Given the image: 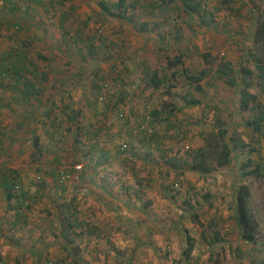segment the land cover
<instances>
[{
    "label": "rangeland",
    "instance_id": "1",
    "mask_svg": "<svg viewBox=\"0 0 264 264\" xmlns=\"http://www.w3.org/2000/svg\"><path fill=\"white\" fill-rule=\"evenodd\" d=\"M134 1L125 0L124 18L115 19L102 11L99 2L108 7L116 0H58L55 7L72 6L77 11L63 27L57 20L56 25L47 27V41L35 45L38 50L31 52L33 59L37 53L44 57L52 72L53 77L45 78L43 84L53 82L60 89L50 92L57 101L52 107L29 111L34 120L36 114L41 116L44 123L40 126L51 129L49 123L54 125L51 143L58 153L50 190L55 188L58 194L49 196L48 191H41L36 173L24 186L20 167L31 168L29 164L37 158L20 154L14 145L1 166L13 171L19 199L22 204L27 202L29 209L24 208L23 214L26 225H22L28 226L34 219L41 222L51 235L43 240L56 242L54 254L65 263L73 258L79 264H123L130 257L129 264H264V77L256 78L249 58L254 51L251 34L255 17L249 11L250 0H190V5L199 9L197 15L186 14L178 0L163 4ZM251 1L264 12V0ZM40 23L44 25V19ZM2 35L0 22V53ZM60 41L59 54L48 53ZM175 59H180V64L168 68L167 61L174 63ZM223 64L234 69L238 78L240 68L252 71L251 77L245 78L247 91L254 96L249 110L238 108L237 88L216 78ZM144 68L159 76L185 71L196 78L187 85L184 75L176 74L152 90L144 86ZM28 81L34 83L33 79ZM4 83L13 82L4 79ZM64 89H68L67 95ZM1 91L9 104L8 93ZM50 93L42 97H50ZM15 95L10 96L17 99ZM183 98L198 105L182 106ZM165 103L172 110L167 118L160 115L155 121L153 111L159 113ZM17 104L16 100L0 108L1 136L10 135L9 126L17 133L32 130L31 123L17 127L12 121L21 110L28 112ZM66 118H73L74 124L66 123ZM76 128L79 133L74 138L71 134L73 130L76 134ZM217 128L225 132L227 145L235 146L229 163L214 169V163L208 161L212 167L209 175L191 173L187 168L191 154L214 138ZM28 141L31 147L32 138ZM102 152L107 157L102 158ZM171 160L177 163L174 170L169 168ZM182 163L186 164L181 167ZM76 165L80 170H73ZM255 167L256 174L240 176ZM59 171L71 176L61 186L56 183ZM239 185L248 188L247 206L257 225L252 242L239 239L234 210ZM9 201L15 209L17 198L12 195ZM195 212L199 226L190 220ZM77 213L81 220L92 217L90 222L99 223L92 228L96 231L77 236L70 233L63 217ZM147 219H151L150 225L145 224ZM61 233H67L66 242ZM2 235L0 239L7 244L13 245L17 239ZM184 236L193 242L185 256ZM32 239L31 245L38 243L37 238ZM56 257L42 264H56L60 259Z\"/></svg>",
    "mask_w": 264,
    "mask_h": 264
},
{
    "label": "crops",
    "instance_id": "2",
    "mask_svg": "<svg viewBox=\"0 0 264 264\" xmlns=\"http://www.w3.org/2000/svg\"><path fill=\"white\" fill-rule=\"evenodd\" d=\"M48 1L45 4L40 5L35 0H0V7H2L1 10H3V12L0 13V22L2 23L3 34V46H1L3 49L0 54H2V56H4L5 58L7 56H10L9 59H7L8 57L6 58L9 63L12 62V60L15 58L11 54H17L16 52H14L17 48V45L21 44L24 41H28V43L31 44L30 47L33 48V50L31 51L30 49L27 54L30 60H32L33 58L31 52L38 50L36 48L37 44L43 45L44 42L47 41L46 37L44 38L47 27L49 29L53 25H56L55 20H57V24L59 26L62 25L63 27L68 23L67 18H69L72 13L77 11L76 7L69 6L59 8L55 7L56 3L54 5V2L48 3ZM53 15L54 17H51ZM43 19L45 22L44 25L40 23L41 20L43 21ZM38 25H41L40 29L36 27ZM17 27L19 32L14 33V29L16 30ZM62 44L63 43L60 41L56 47L48 50V53L52 52L54 54H59L58 52H60L62 48L60 47V45ZM40 50L41 49H39V51ZM38 56H40L38 53L34 56V68H26L27 71L25 70V76L27 80L33 79L34 81L32 85H26L25 83H22V85H16L12 83V85H8V89L3 88V90L8 93V95L6 96L9 97L10 102L12 101V103L15 104L17 100L18 107L22 108L24 111H28L27 113H24L21 110L17 117V120L16 117L13 116L14 119L12 118V121H16L17 126H19V123L20 125L31 123L33 127L32 130H28V132H24L23 128H21L23 131L20 130L17 133L14 128L12 129L9 126L8 130L10 133V137H8V133L0 137V172L8 170V168H5L6 170H4V167H2L3 165L1 166V160H3L4 155L7 156L11 148L13 149L14 145H18V148L21 151L20 154L23 153L26 156H35L37 158L36 161L33 162V164H29L33 165L31 168H27L26 166L20 167V170L22 172V179L24 183L26 182L24 186L27 187V181H31L33 174L36 173L41 184L40 190H44V192L46 190L48 191L46 195L48 194L49 196H52L58 194L56 193L57 189L54 188V190H50V188L54 184L57 169L55 156L57 155L58 150L57 147H53L51 143L55 135V128L53 123H49L51 125V129H47L46 126H40L44 123L41 122V116L36 114L38 122H40L37 123V119H32L31 116L34 117V115L29 111L31 109H35L36 107H39L42 110L47 107H52L54 105L53 103H55L56 101V99H53L52 93H57L60 89H57V85L53 86V82L47 85L43 84L42 77L48 80V77L52 76V72L47 66V60L42 62L37 58ZM37 78H40L41 81H37ZM8 80L11 81L10 79ZM52 80L55 81L56 79L53 78ZM62 92H66L65 95H67L68 89H64ZM12 93L16 94L15 96H17V99H12L13 97L10 96ZM43 93H50L51 96L42 97ZM10 102L8 104L9 106L12 105V103ZM26 117L29 119H27ZM86 131L87 130L84 127L83 133L86 134ZM74 133L75 132L73 130L71 136H73ZM80 136L81 135L79 134V137ZM28 138H32L31 147L29 146L30 141H28ZM34 142L35 145L33 144ZM23 150L25 151V153ZM7 165L8 164H6V166ZM72 195L74 194L70 195L74 201ZM72 199L69 200L72 201ZM25 205H27V202L23 203L22 207ZM22 209L23 212L19 214V217L21 216L22 218L21 220L19 219V217L17 218L13 214L12 204L4 195V193L0 191V233H2L3 235L9 234V236L17 238H9L13 239V245L7 244L5 240L0 239V264H42L43 262H49L50 258H53V255L55 257L57 256L53 251L54 249H56V242H54V245L51 241L49 242L48 239L45 241L43 240V238L45 237L50 239L49 236L51 235L48 234L46 228H43L41 222H38L37 219L30 221V224L33 222L31 224L33 225L31 228L30 224L28 226H23L26 225V222L23 218L24 207ZM28 209L26 208L25 210ZM75 216L76 219L73 220L72 229L78 235H83L86 233V231L88 232V234L96 231L95 228H92L94 226L97 227L99 223L90 222L89 220H93L92 217H89V219L87 220H81L78 217V213ZM35 227H40L41 229H35ZM22 228L24 229L21 230ZM25 228L28 229L26 230ZM33 237L37 238L38 243L31 245L30 242L33 241ZM53 238L51 240H54ZM40 239L42 242L40 241ZM21 242H23V244ZM68 243H71V241H69ZM73 248L75 250L78 249L77 246H74ZM31 257H34V259H31ZM56 258L61 259V256H59L58 254ZM67 264H79V260L71 258L70 262H67Z\"/></svg>",
    "mask_w": 264,
    "mask_h": 264
},
{
    "label": "trees",
    "instance_id": "3",
    "mask_svg": "<svg viewBox=\"0 0 264 264\" xmlns=\"http://www.w3.org/2000/svg\"><path fill=\"white\" fill-rule=\"evenodd\" d=\"M35 1L40 5H43V2H44L42 0H35ZM135 1H134V4H135ZM156 1H159L161 4L165 2V0H156ZM189 1L190 0H178V2H180V5L184 7L186 14L197 15L199 9H196L195 7L191 6ZM49 2H54V4L56 3L59 5L58 0H49L48 3ZM166 2L169 3L170 0H167ZM124 3H125V0H116L115 4H111L108 7H104V3L99 2V6L102 8V11L108 16L115 18V19H123L124 15L126 14L125 13L126 7H123ZM153 4L157 6L155 2H153ZM249 4H250L249 11L255 15L253 19V31L251 34V44L253 46L252 50L254 51L253 53H249V58H251L252 60L253 70L256 71V78H260V77L263 78L264 77V12L260 10V7L253 4L251 0L249 1ZM110 8L116 9L117 12L115 14L111 13L109 11ZM60 26L62 27V25ZM30 45L31 44L28 43V41H25L19 44L18 47L14 51L17 54H14V55L11 54L15 58L10 63L7 60L9 59L10 56H7L8 58L6 57L7 58L6 59L4 56H2V54H0V89H3L1 87H7L8 89V85L4 83V79H6L7 81H9L8 79H10L16 85H18V82L20 81H22L23 84L25 83L26 85H29V84L32 85L31 83H29V81L27 80L25 76L26 75L25 70L27 71L26 68H34L33 61L30 60L29 56L27 55L28 51L31 49ZM37 58L41 60L42 62L46 60L44 57H41V56H38ZM82 58L83 57H81V59ZM175 60L176 61L174 63L167 61V67L171 68L173 65L178 64V62L180 64V61H181L180 59L178 61L177 59ZM237 72L240 73L241 77L239 76L238 78L237 77L238 75L235 73L234 69H232L229 65L223 64L220 67V69L216 71V78L219 81H223L227 86L237 88V93H238V100H237L238 105L237 106L241 111H247L250 109V104H253L254 102V96L247 91V89L249 88V85L247 84V82H245L246 81L245 78L247 79L250 78L252 71L240 68ZM176 74L178 75L183 74L184 76L182 77H184V80H186L187 85H189L188 83L191 84L195 82L196 77L188 76L187 72L185 71H182L180 73L172 72L170 73L169 76H167L166 74L159 76L156 71L150 70L148 68H144V70L142 71V76L144 78V86L149 87L152 90H157L169 80V77L175 78ZM199 75L203 77V73H199ZM44 80L45 78L42 77V81ZM39 81H41L40 78H39ZM98 92L99 91H96V93ZM25 94H26V91H25ZM4 101L5 100L2 99V91H1L0 92V108H3L8 105V102H4ZM182 104H183L182 106H185V107H193V106L198 105V102L192 99L185 100L183 98ZM169 107H170V104L165 103L161 105L160 109L162 110H159V113L153 111L152 114H154L155 116L154 118L155 121L157 120V118L160 117V115H163L164 116L163 118H167V115H169V112L173 108L172 107L170 109ZM65 122L66 123L72 122L74 124V119L66 118ZM255 122L258 124V121H255ZM256 123H253V126L257 129ZM19 126L21 125L19 124ZM78 133H79V128L78 129L76 128V134L74 133L73 135L74 138H76ZM0 137H2L1 133H0ZM141 142L144 144L143 141ZM33 144L35 145V142ZM234 148H235L234 145H232L230 148L225 142V132L223 131V129L217 128V130L214 132V138H211L209 141H205L204 146L195 150L191 154V159H190L189 165L187 166L188 171L198 176L209 175L212 172V167L207 162L210 161L214 163V169L225 167L230 161L231 153ZM101 156L102 158H105L106 152H102ZM185 164L186 163H182L181 167ZM248 164H249V161L243 164V166L247 167ZM169 168L172 170L176 169L177 163H175L174 160H171L169 163ZM256 171H257V168L255 167L253 170L244 172L240 176L248 177V176L256 174ZM15 179H16V176L13 173V171L6 170V171L0 172V191H2L8 199H10L11 197V194L9 193V191ZM248 198H249V191H248L247 186L239 185L235 191V198H234L235 209L234 210H235V221H236V225L238 227V232H239V239L244 242H252L254 240V234L256 232V227H257L256 222L254 221V219L252 218L248 210V206H247ZM27 206L28 205H25L24 208L28 209ZM17 210L19 212H17ZM21 210H22V203H18L15 206V209H13V214L18 218L19 214L22 213ZM75 217H76L75 215L68 214V215H65L63 218L66 220V224H67L66 228H69L71 230L70 233L74 234V236H77L78 234L75 233L72 229L73 220L76 219ZM19 219L22 220L21 216L19 217ZM150 220L151 219H147L146 221L148 222H146L145 224L149 223L150 225L152 223V221ZM190 220L195 225L199 226L197 212L190 214ZM61 235H62L61 236L62 241H65V239H67V233H61ZM184 240L186 243L184 244V246H186L187 249L183 251L182 253L184 254L183 256L189 254V252L191 251V247H192L191 244L193 243L192 239L188 238L187 236H184ZM62 250L63 252L66 253L68 250L67 246L63 245ZM129 260H130V257H128L125 260V262H123V264H129ZM50 264H53V263H50ZM56 264H67V263H65L64 260L59 259L58 262H56Z\"/></svg>",
    "mask_w": 264,
    "mask_h": 264
},
{
    "label": "built area",
    "instance_id": "4",
    "mask_svg": "<svg viewBox=\"0 0 264 264\" xmlns=\"http://www.w3.org/2000/svg\"><path fill=\"white\" fill-rule=\"evenodd\" d=\"M43 1V0H42ZM264 163V162H263ZM80 166H78V165H76V166H74L73 167V170L74 171H78V170H80ZM73 177V179L74 180H76L77 179V177H76V175H74V176H72ZM71 178V176L69 175V174H65V172L63 171H60L59 173H58V175H57V179H56V183H57V185L58 186H61L63 183H64V181H66V179H70ZM36 180H38V178H36ZM9 193L10 194H12L13 196H15L16 198H17V200H18V203H21V201H20V190H19V184L17 183V180L15 179V181L13 182V185H12V187L10 188V191H9ZM11 195V196H12ZM17 212H19L18 210H17Z\"/></svg>",
    "mask_w": 264,
    "mask_h": 264
}]
</instances>
